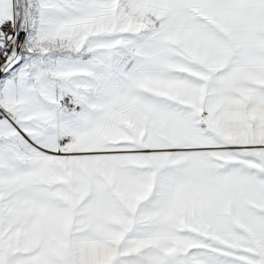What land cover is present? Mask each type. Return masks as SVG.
Listing matches in <instances>:
<instances>
[{"label":"snow or ice","instance_id":"snow-or-ice-1","mask_svg":"<svg viewBox=\"0 0 264 264\" xmlns=\"http://www.w3.org/2000/svg\"><path fill=\"white\" fill-rule=\"evenodd\" d=\"M0 264H264V0H0Z\"/></svg>","mask_w":264,"mask_h":264}]
</instances>
